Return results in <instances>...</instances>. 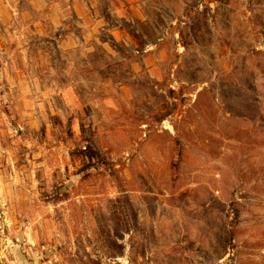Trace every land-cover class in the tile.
<instances>
[{"label":"rangeland","instance_id":"1","mask_svg":"<svg viewBox=\"0 0 264 264\" xmlns=\"http://www.w3.org/2000/svg\"><path fill=\"white\" fill-rule=\"evenodd\" d=\"M0 264H264V0H0Z\"/></svg>","mask_w":264,"mask_h":264}]
</instances>
